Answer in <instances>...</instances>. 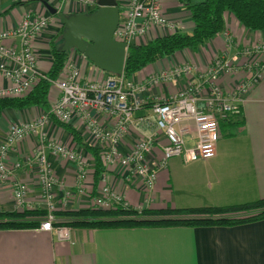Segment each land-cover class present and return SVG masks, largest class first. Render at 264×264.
Instances as JSON below:
<instances>
[{
    "label": "built area",
    "instance_id": "built-area-1",
    "mask_svg": "<svg viewBox=\"0 0 264 264\" xmlns=\"http://www.w3.org/2000/svg\"><path fill=\"white\" fill-rule=\"evenodd\" d=\"M57 1L78 5L86 12L97 5L96 0ZM117 6L119 22L113 38L125 43L126 52L130 45L146 43L153 27L176 28L174 21L163 13L161 0H117ZM49 22V14H26L17 27L0 30V78L10 83L0 89V96L25 95L45 76L38 69L33 43L49 28ZM221 33L226 38L227 48L212 51L206 68H200L193 60L177 64L151 74L142 87L123 74L105 72L100 79L82 76L80 68L69 57L57 78L50 81L58 93L48 98L47 109H41L35 118L27 117L12 125L7 134L0 137V183L10 187L15 210H45L47 214L40 219L38 228L54 233L57 239L70 240L69 226L53 224L59 219L54 212L79 208L74 202L76 198L85 197L86 203L81 207L132 206L107 178L109 171L115 178L119 175L125 183L131 182L135 189L150 198L158 172L166 167L170 158L211 157L219 136V123L242 113L243 97L264 75V41L235 44V52L229 57L233 37L228 32ZM183 79L182 87L174 94L151 102L154 131L139 135L129 151H121L122 141L134 131V113L144 103L136 91L160 82L177 83ZM101 117L105 118L104 123ZM55 119L80 129L85 142L98 150L103 171L96 185L95 161L90 154L83 148L56 140L46 131L47 126L55 124ZM184 122H190L196 133L194 145L187 148L184 133L189 126L182 125ZM30 135H34L37 142L34 154L26 158V163L36 167L39 198L34 202L27 200L28 182L13 176L21 163L7 160L10 148ZM161 138L164 142H160ZM49 154L72 163L73 186L58 185Z\"/></svg>",
    "mask_w": 264,
    "mask_h": 264
},
{
    "label": "crops",
    "instance_id": "crops-1",
    "mask_svg": "<svg viewBox=\"0 0 264 264\" xmlns=\"http://www.w3.org/2000/svg\"><path fill=\"white\" fill-rule=\"evenodd\" d=\"M46 4L64 15L86 12L78 5L60 4L57 0H0V30L17 27L26 14L50 15L49 28L33 43L38 69L43 74L51 65L49 42L62 26L58 14H50ZM161 9L165 16L174 21L176 28L160 30L153 27L149 33V40L177 30L183 32L193 30L194 23L190 14L179 0H161ZM224 19L223 32L232 35L234 44L228 48L229 57L235 52V44L264 41V30L246 29L230 12H225ZM6 43L10 44L9 41ZM226 48V38L222 33H218L197 51L190 49L177 51L143 67L128 80L142 87L145 79L151 74L192 60L197 62L200 68H206L212 51ZM69 57L80 68L82 76L100 79L106 75L105 71L97 68L74 49L69 51ZM183 82L184 79L177 83L160 82L136 91V94L140 99L146 100L144 103H151L174 94L179 89L178 85L181 86ZM9 85L8 80L0 78V89ZM57 93L51 86L48 98L56 96ZM41 109L36 106L22 110L12 108L3 110L0 117V137L6 135L12 125L27 117L38 116ZM241 110L243 126L232 135H225L220 128L215 151L211 157L195 160H184L182 156L170 158L166 167L159 170L150 198H146L140 190L135 189L131 182L125 183L119 175L115 178L109 171L107 178L111 183H115L116 188L122 191L132 206L140 208L224 206L263 197L264 75L243 97ZM134 114L135 128L122 141L123 152L133 147L139 135L154 131L152 123L154 118L148 105L144 104ZM100 121L104 123L105 118L101 117ZM182 125L189 126L195 133L190 122H184ZM45 129L56 140L81 148L63 128L52 124ZM78 130L81 133V130ZM81 135L83 136L82 133ZM194 142L195 136L191 142H184L185 147L194 145ZM36 145V137L30 135L10 148L7 159L9 163L15 160L21 163V167L14 171L13 176L28 182L27 200L30 202L38 200L39 193L36 167L34 164L26 163V158L34 154ZM155 151L159 153L158 146L155 147ZM48 160L60 182L58 185L62 188L73 186L75 172L72 163L52 154L48 155ZM11 193L8 185L0 183V210H15ZM74 202L79 208H87L81 207L82 203H86L85 197L76 198ZM69 235L70 240H60L54 233L39 228L0 230V264H264V219L231 227L116 229L70 227Z\"/></svg>",
    "mask_w": 264,
    "mask_h": 264
},
{
    "label": "trees",
    "instance_id": "trees-1",
    "mask_svg": "<svg viewBox=\"0 0 264 264\" xmlns=\"http://www.w3.org/2000/svg\"><path fill=\"white\" fill-rule=\"evenodd\" d=\"M187 9L194 28L191 32L173 31L157 36L143 44L130 45L126 52L123 76L130 79L143 67L162 60L177 51L190 49L197 51L207 41L225 28V12H230L246 29L264 30V0H179ZM94 8L91 11H94ZM62 28L49 42L51 65L45 76L40 78L33 89L22 96H0V117L7 108L22 110L31 107L47 109L50 81L56 79L65 67L69 51L61 50ZM145 105L150 107L151 103ZM54 123L68 131L73 141L86 150L94 159L95 185L103 171L98 150L85 142L79 130L69 124L54 120ZM242 113L219 123L225 135L236 133L243 126ZM231 129L234 131L232 132ZM47 212L42 209L22 211L0 210V230L38 228L40 219ZM58 220L53 224L74 228L116 229V228H161V227H231L264 219V196L248 202L216 206L169 208L115 207L98 209L87 207L55 211Z\"/></svg>",
    "mask_w": 264,
    "mask_h": 264
},
{
    "label": "water",
    "instance_id": "water-1",
    "mask_svg": "<svg viewBox=\"0 0 264 264\" xmlns=\"http://www.w3.org/2000/svg\"><path fill=\"white\" fill-rule=\"evenodd\" d=\"M96 9L69 15L58 13L46 4L50 14L62 21L61 50H76L97 68L112 74H122L125 63V43L116 41L113 34L119 22L117 0H96Z\"/></svg>",
    "mask_w": 264,
    "mask_h": 264
},
{
    "label": "rangeland",
    "instance_id": "rangeland-1",
    "mask_svg": "<svg viewBox=\"0 0 264 264\" xmlns=\"http://www.w3.org/2000/svg\"><path fill=\"white\" fill-rule=\"evenodd\" d=\"M179 89L182 87V85L180 86V84L178 85ZM150 100V98H149ZM142 101H146L145 99H142ZM144 104L142 103V106ZM196 133H194L193 131H191V129L189 128L185 133H184V139L186 141V143H189L193 140V137L195 136Z\"/></svg>",
    "mask_w": 264,
    "mask_h": 264
}]
</instances>
